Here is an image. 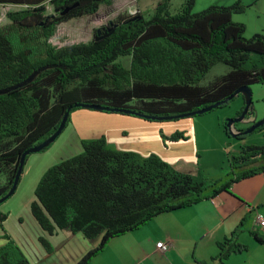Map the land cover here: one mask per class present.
Returning <instances> with one entry per match:
<instances>
[{
  "label": "trees",
  "instance_id": "obj_1",
  "mask_svg": "<svg viewBox=\"0 0 264 264\" xmlns=\"http://www.w3.org/2000/svg\"><path fill=\"white\" fill-rule=\"evenodd\" d=\"M111 2L0 0V5L15 6L6 14L9 22L0 26V89H6L0 93V197L12 185L21 153L51 135L67 108L71 107L70 115L76 103L175 115L222 100L239 87L264 83V32L246 37L245 25L232 20V14L244 9L240 0L196 12L192 11L195 0H184L175 12L161 0L148 19L138 10L118 14L112 20L113 32L104 36L112 28L107 27L97 40L61 46L50 41L59 23L93 14L101 4ZM48 5L52 13H46ZM122 56L127 57L125 63L119 60ZM248 61L250 66L245 67ZM217 62L231 66V71L209 88L199 85ZM33 72L37 73L29 80ZM221 127L230 136L226 121ZM235 136L243 138L242 133ZM180 138L185 136L178 131L168 137ZM227 160V179L208 181L199 177V170L196 174L180 171L157 154L112 149L103 136L83 139L80 152L41 175L30 213L48 234L66 229L88 239L99 238L73 263L86 264L112 237L263 172L264 143L242 144L236 154L228 153ZM5 217L0 211L1 227ZM239 232L237 226L217 242L213 259L222 263L230 254L247 249L238 241ZM4 235L0 264H32ZM39 240L51 251L45 238Z\"/></svg>",
  "mask_w": 264,
  "mask_h": 264
},
{
  "label": "rangeland",
  "instance_id": "obj_2",
  "mask_svg": "<svg viewBox=\"0 0 264 264\" xmlns=\"http://www.w3.org/2000/svg\"><path fill=\"white\" fill-rule=\"evenodd\" d=\"M160 1L112 0L109 5L101 4L94 14L74 16L59 23L50 41L57 46L78 41H88L92 37L95 28L100 27L107 19L113 18L120 12H127L130 7L133 11L137 7L141 15L148 19L152 16L155 7ZM183 1L166 0L169 11L175 12ZM233 1L235 0H195L192 11H200L211 4L227 5ZM240 1L244 5V9L241 12L232 14V20L245 25L244 35L246 37L251 36L255 32H264V0ZM9 10H11V7L0 5V26L9 22L6 15ZM52 12L53 8L48 5L46 13ZM119 60L125 63L127 57H119ZM249 66L250 61L245 63V67ZM231 69V66L223 62H217L208 69L198 84L209 88L218 78L226 75ZM250 88L252 92L251 102L247 112L239 123L236 122V125H232L238 131L245 130L255 121L264 118V83H253ZM131 103L134 104V100ZM243 105L244 95L243 93H238L228 103L210 111L168 120L147 119L136 114L96 110L86 107L73 108L70 111L69 121L57 138L49 143L44 150L32 152L26 156L14 193L0 203V210L6 215L10 214V220L17 221L16 226L20 228V230L17 228L11 230V235L21 243L23 248L18 246L29 261V257H35V255L40 257V250H46L39 240L40 236L43 237V231L30 213V203L34 200V189L41 175L48 167L80 152L83 139L103 136L108 147L115 149L116 145L121 141L131 142L141 135L153 139L156 138L157 134L160 140L168 143V137L178 131L184 136L193 137L194 155L197 161L199 177L208 181L226 180L229 176L228 153L236 154L242 144H251L256 141L264 142V127L243 134V138H238L233 134L227 136L222 132L220 125L227 119L238 117L237 112L242 109ZM251 116L255 120L247 122L246 119ZM174 126L178 130L170 131ZM155 128L158 131H155ZM13 221L12 223L14 224ZM7 229L5 228L9 232ZM8 232L7 234H9ZM56 236L53 235V238L59 241V237L57 239ZM58 241L56 245H58ZM56 245H53V253L46 258H40L38 263L35 262V264H54L65 259L67 257V247L64 246V248H60L55 252L57 249ZM43 252L41 253L42 256Z\"/></svg>",
  "mask_w": 264,
  "mask_h": 264
},
{
  "label": "crops",
  "instance_id": "obj_3",
  "mask_svg": "<svg viewBox=\"0 0 264 264\" xmlns=\"http://www.w3.org/2000/svg\"><path fill=\"white\" fill-rule=\"evenodd\" d=\"M135 9L139 11L137 7ZM128 10L126 13L136 11L131 7ZM254 120L252 116L246 119L247 122ZM217 124L220 125L219 122ZM230 129L239 132L231 125ZM173 130L178 129L174 126L170 131ZM155 131L158 130L155 128ZM116 149L141 155L154 153L180 171L191 174L198 171L192 136L168 139V143H165L157 134L153 139L141 135L131 142L121 141ZM257 213L264 216V171L233 183L228 191H221L186 207L160 213L140 228L112 237L106 247L86 264H198L199 261L208 264H264V225H259ZM10 219L11 215H6L2 227L0 226V246L6 242L4 234H7L5 228H8L10 238L23 248L11 235V230L20 228L16 226L17 221ZM237 226L240 227L238 241L247 245V249L232 253L219 263L217 259H213L218 253L217 242L228 236ZM53 235H57L59 241ZM42 236L51 246V251L40 250V257H29L33 264L53 253V245L57 241L55 252L66 246L67 257L54 264H73L99 240L88 239L81 233L72 234L65 229L57 230L53 234L43 231ZM158 241L167 242V250L158 248Z\"/></svg>",
  "mask_w": 264,
  "mask_h": 264
},
{
  "label": "water",
  "instance_id": "obj_4",
  "mask_svg": "<svg viewBox=\"0 0 264 264\" xmlns=\"http://www.w3.org/2000/svg\"><path fill=\"white\" fill-rule=\"evenodd\" d=\"M75 5L76 4L71 5L69 7H65L61 11V13L62 14L66 13L67 11H69ZM115 25L116 24L113 25V23L110 22L109 23V27H112V28H108L106 30L104 36L109 35L111 32H113V29H114ZM100 32H101V28H97V33H100ZM98 38H96V39H98ZM36 73L37 72H33L31 77L29 78V80L33 79V77L36 75ZM5 91H6V89H0V93H3ZM238 93H243L244 99H245V101H244L245 106H244L242 112L239 114L238 117L226 120L227 126L229 127L230 125L232 126L234 123L239 122V121H241L244 118V116H245V114L247 112L248 106H249V104L251 102V93L252 92H251L250 86L245 85V86L239 87L233 93L228 95L226 98H224L222 100H218L216 102H213V103H211V104H209L207 106H204L202 108H199V109H196V110H192V111H188V112H183V113H180V114H175V115H165V116L144 115V114H139L138 112H135V111H133L131 109L111 108V107H107V106H103V105H99V104H89V103H76L75 106H77V107H86V108H91V109H96V110H106V111H114V112H123V113H128V114H137V115H140V116H142L144 118H147V119L168 120V119H175V118H180V117H184V116H191V115L201 114V113L210 111L213 108H216V107H218V106H220V105H222L224 103H227L229 100H231ZM70 108L71 107L67 108V110L65 111V113H64V115H63V117H62L57 129L51 135H49L46 139H44L39 144H37L35 146H31V147L25 149L21 153L19 161H18V165H17V168H16V172H15V175H14V179H13V182H12V185L9 188V190L6 192V194H4L2 197H0V203L5 201L8 197H10L14 193V191H15V189L17 187L19 176L21 174V171H22L26 156L29 153L41 151L42 149H44L45 146H47L49 143L53 142L57 138V136L62 132V130L64 129L65 124L67 122V118H68V115H69ZM263 124H264V118H262V119H260L258 121H255L249 127H247L245 130H243L242 132H234L231 129L232 131L230 130V135L231 134L236 135L238 133L247 134V133L252 132L257 127H259V126H261Z\"/></svg>",
  "mask_w": 264,
  "mask_h": 264
},
{
  "label": "built area",
  "instance_id": "obj_5",
  "mask_svg": "<svg viewBox=\"0 0 264 264\" xmlns=\"http://www.w3.org/2000/svg\"><path fill=\"white\" fill-rule=\"evenodd\" d=\"M2 6L11 7V9L15 8V6L12 5V4H6V5H2ZM256 218H257V221H258L259 225H264V216L262 214L257 213ZM156 246L158 248H160L162 251H165L168 248V243L167 242H163V241H158V242H156Z\"/></svg>",
  "mask_w": 264,
  "mask_h": 264
},
{
  "label": "flooded vegetation",
  "instance_id": "obj_6",
  "mask_svg": "<svg viewBox=\"0 0 264 264\" xmlns=\"http://www.w3.org/2000/svg\"><path fill=\"white\" fill-rule=\"evenodd\" d=\"M115 18V17H114ZM112 20H113V18H110V19H107V21L105 22V23H103L100 27H98V28H101V32L100 33H97V28H95V30H94V32H93V34H92V37L90 38V40L91 39H95V40H97L96 38H100V37H102L103 36V33H104V30H106L107 29V27H109V23L110 22H112ZM98 38V39H99ZM89 41V40H88ZM237 123H239V122H237ZM237 123H234L235 125L237 124ZM240 132V131H239Z\"/></svg>",
  "mask_w": 264,
  "mask_h": 264
}]
</instances>
